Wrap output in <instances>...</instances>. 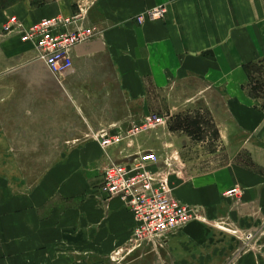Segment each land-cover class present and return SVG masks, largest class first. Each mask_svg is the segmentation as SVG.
Instances as JSON below:
<instances>
[{"label":"crops","instance_id":"1","mask_svg":"<svg viewBox=\"0 0 264 264\" xmlns=\"http://www.w3.org/2000/svg\"><path fill=\"white\" fill-rule=\"evenodd\" d=\"M158 6L165 8L163 19L136 22L138 14ZM80 8L85 24L100 34L75 49L72 70L59 80L60 105L69 110L68 117L46 121L52 128L43 139L82 142L67 148L50 144L44 155L66 158L47 169L25 195L0 194V264H105L107 254L133 231V215L119 198L103 206L94 197L78 193L88 189L96 170L109 160H124L118 153L124 145L114 144L104 154L97 141L86 137V130L105 127L125 133L144 119V111H164L165 95L171 89L190 97L211 88L206 82L209 77L229 71L227 61L237 68L245 55L264 54V0H95ZM24 9L17 13H27L32 22L25 24L79 12L52 4L36 14ZM16 38L34 50L19 35ZM20 72L36 74L33 69ZM197 82L200 88H195ZM237 125L244 127V117ZM139 139L144 135L133 140ZM144 147L159 151L155 142ZM234 185L242 187V201L264 211V174L240 164L195 174L175 186L174 192L182 203L202 206L211 216L231 206L233 200L223 192ZM214 234L191 221L169 237L167 247L177 263L213 264L218 261ZM237 264L255 262L246 254Z\"/></svg>","mask_w":264,"mask_h":264},{"label":"rangeland","instance_id":"2","mask_svg":"<svg viewBox=\"0 0 264 264\" xmlns=\"http://www.w3.org/2000/svg\"><path fill=\"white\" fill-rule=\"evenodd\" d=\"M94 1L0 0V194L7 191L25 195L34 184L39 183L47 169L66 158L54 153L44 155V148L50 144L53 147L62 145L67 148L82 142L74 139L62 142L43 139L48 128H52L46 121L50 122L57 116L68 117L69 110L60 105L63 101L59 89L60 78L51 77L46 72V67L35 60V55L30 56L34 51L32 47L19 44L16 38L18 33L7 29L6 23L11 16L20 19L23 24L32 22L25 17L27 13H17L20 10L25 12L24 7L33 14L49 4L71 7L72 10L82 12L80 7L87 8ZM263 59L264 54L245 55L237 62V68L227 61L229 71L220 76L209 77L206 82L211 88L196 91L192 97L187 92H174V89L166 92V109L162 112L159 109H149L143 115L144 119L148 115L161 116V125L141 131L143 119H140L131 124L125 133L119 131L121 135L129 137L118 142L124 145V149L118 152L123 155L121 158L126 160V152L128 155L138 154L146 150L143 144L145 146L147 142H155L159 145L157 153L162 171L167 173L168 184L175 197V186L189 177L214 171L228 164H240L264 174V97L261 91L251 89L255 80L262 82V85L264 83V62L258 63ZM249 63H258L251 75L253 81L248 79L244 70ZM25 69H33L36 74L20 72ZM196 84L195 88L201 87L198 82ZM241 117H244L243 128L237 125ZM55 126L57 125L53 128ZM110 130L105 127L95 131L88 128L85 134L99 144L96 135L115 134ZM141 133L144 139L134 141L135 137L142 136ZM110 146L100 147L107 154ZM26 149H31L34 154L28 153ZM116 155L112 158L119 156ZM106 165L96 170V176L90 181L88 189L78 193L83 197H94L103 206H107L113 199H104L99 188ZM233 187L239 188L242 194V187ZM228 189L223 192L224 197H227L224 193ZM240 196L231 198V206L219 215L209 216L204 207L189 205L198 211V219L193 221L215 231L212 244L213 249L218 252V261L212 262L213 264H237L246 254L250 255L255 264H264L263 208L242 201ZM232 213L236 215L232 216ZM170 236L165 242L155 241L156 245H153L154 243L135 238L132 231L124 243L107 254L105 264H190L174 260L167 247ZM196 247L200 245L197 244Z\"/></svg>","mask_w":264,"mask_h":264},{"label":"built area","instance_id":"3","mask_svg":"<svg viewBox=\"0 0 264 264\" xmlns=\"http://www.w3.org/2000/svg\"><path fill=\"white\" fill-rule=\"evenodd\" d=\"M165 13V8L158 6L138 14L135 20L141 24L146 20L163 19ZM5 27L15 30L20 41L31 44L35 58L57 78L72 70L75 49L100 34L96 27L85 24L82 12L69 17L44 18L32 24H23L11 16ZM162 122L161 116L148 115L143 119L140 130L157 128ZM96 138L100 146L106 148L128 138V135L98 133ZM125 158L120 162L112 161L103 168L99 188L104 199L119 198L132 213L135 238L153 245H156L155 241L163 243L168 236L198 219L196 209L174 196L157 153L145 150ZM224 194L235 198L240 196L241 190L233 187Z\"/></svg>","mask_w":264,"mask_h":264},{"label":"trees","instance_id":"4","mask_svg":"<svg viewBox=\"0 0 264 264\" xmlns=\"http://www.w3.org/2000/svg\"><path fill=\"white\" fill-rule=\"evenodd\" d=\"M262 62H264V59L259 61L258 63L261 64ZM257 64L256 63H249L244 67V70L246 71V74L248 76V79H250V81H253L251 78V75L253 74V71H255ZM255 81L256 82L251 86V89L254 91H256V90L261 91V93L264 97V83L262 85L261 84L262 82H260L258 80H255Z\"/></svg>","mask_w":264,"mask_h":264}]
</instances>
